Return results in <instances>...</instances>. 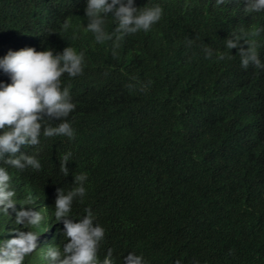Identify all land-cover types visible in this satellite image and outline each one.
<instances>
[{
  "label": "trees",
  "instance_id": "trees-1",
  "mask_svg": "<svg viewBox=\"0 0 264 264\" xmlns=\"http://www.w3.org/2000/svg\"><path fill=\"white\" fill-rule=\"evenodd\" d=\"M156 4L163 15L150 31L121 37L109 14L111 39L97 43L86 0H0V57L26 47L84 53L82 74L60 78L76 105L67 117L75 138L42 134L22 146L40 169L0 161L16 209L42 216L21 225L16 210L0 212V243L39 236L24 264H48L49 248H63L57 188L67 192L81 173L86 194L71 216L93 210L106 230L101 261L111 250L113 264H264V70L243 68L238 49L225 47L232 33L264 29V12L244 0H136ZM252 39L264 60V31ZM0 81L11 83L2 71Z\"/></svg>",
  "mask_w": 264,
  "mask_h": 264
},
{
  "label": "clouds",
  "instance_id": "clouds-1",
  "mask_svg": "<svg viewBox=\"0 0 264 264\" xmlns=\"http://www.w3.org/2000/svg\"><path fill=\"white\" fill-rule=\"evenodd\" d=\"M224 0H216L222 4ZM250 12H264V0H244ZM88 20L86 30L91 32L97 43L111 39L105 30V20L111 14L117 21L116 32L121 37L139 31L148 32L163 15V8L156 4L151 7L136 6V0H86ZM65 28L68 24L65 23ZM255 32L240 30L225 39L227 49H238L241 66L250 65L264 70L256 43ZM247 45V47H245ZM212 55L211 49H205ZM84 53L71 45L62 52L53 49L38 51L35 47L9 50L0 57V71L10 77L11 83L0 81V161L13 168L24 170L41 168L35 155L21 152L25 145H39L43 134L47 137L66 136L75 138V130L67 117L76 105L72 101L70 89L61 86V77L67 73L71 77L82 74ZM46 119L60 121L55 126H44ZM71 153L63 157L61 171L69 175ZM11 175L7 167L0 166V212L16 210V222L23 225H39L42 216L34 209H16L15 191L11 186ZM87 175H74L75 185L67 192L57 188L54 215L63 224V235L67 237L63 248L50 247L47 251L48 264H113L111 250L103 261L98 256L100 242L105 237V228L95 223V215L89 207L80 219L71 216L74 201L86 194ZM39 236L33 231H20L10 240L0 243V264H24L27 255L36 251Z\"/></svg>",
  "mask_w": 264,
  "mask_h": 264
}]
</instances>
